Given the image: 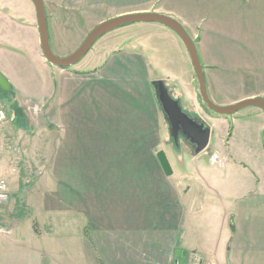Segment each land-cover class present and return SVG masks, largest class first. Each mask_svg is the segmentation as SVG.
I'll return each mask as SVG.
<instances>
[{
	"label": "crops",
	"instance_id": "0c3cea01",
	"mask_svg": "<svg viewBox=\"0 0 264 264\" xmlns=\"http://www.w3.org/2000/svg\"><path fill=\"white\" fill-rule=\"evenodd\" d=\"M42 1L55 48L77 24L68 7L100 4L60 0L67 6H55L64 13L55 19ZM155 12L195 44L215 105L264 100V0H160ZM150 24L142 23V50L118 48L122 31L110 33L90 57L61 69L42 55L33 3L0 0V180L9 195L0 207V264H188L193 255L202 264H264V151L233 152L238 120L231 128L203 112L186 62L177 76L171 59L151 58L155 33L163 46L180 43ZM156 65L163 76H152ZM244 78L258 88L238 93ZM159 80L211 130L207 149H181L187 160L176 157L181 169L169 163V176L157 153L177 149L152 86ZM39 105L43 123L33 120ZM250 116L264 140V115L241 118Z\"/></svg>",
	"mask_w": 264,
	"mask_h": 264
},
{
	"label": "rangeland",
	"instance_id": "374dc122",
	"mask_svg": "<svg viewBox=\"0 0 264 264\" xmlns=\"http://www.w3.org/2000/svg\"><path fill=\"white\" fill-rule=\"evenodd\" d=\"M91 2L93 0H88V2ZM159 2L160 0H99V6L94 7L91 6V4L81 3L76 4L71 9L68 7L64 12L71 10L72 13L69 14L71 16L70 21L72 23H77L75 25H67L65 27V30L62 33V37L59 38L58 48L54 47L53 44V38L50 33L49 29V42L52 49V52L55 56L59 58L67 57L71 55L73 52H75L79 46L82 44V42L85 40L87 35L90 33V31L95 28L100 22H103L104 20H108L114 17H117L121 12L123 11H129V10H142V8H148L149 11L147 13H156L155 10L159 9ZM48 6H50L49 11L54 16L55 19H58V16L64 15L63 12L58 11V9L55 7L56 5H61L63 7L67 6L64 4V2L60 0H49L46 2ZM64 4V5H63ZM158 14V13H157ZM57 21V20H56ZM59 23L51 22V25L53 27H58ZM150 25H159L160 24H150ZM164 27V26H163ZM59 28V27H58ZM121 29V30H120ZM167 30V29H166ZM119 31H122L120 34L121 37H118L119 39V47L118 48H129L131 52H138L139 49L142 50V23H136L132 25L123 26L121 28H118L111 33L118 34ZM169 31V30H167ZM170 32V31H169ZM172 32V31H171ZM170 32V33H171ZM173 33V32H172ZM171 33V34H172ZM110 34V33H108ZM107 35V34H106ZM105 35V36H106ZM172 35L175 36L173 33ZM103 36V37H105ZM118 36V35H117ZM101 37L98 39L94 45L91 47V49L88 51V53L76 64L78 65L81 63L84 59H87L86 57H90L92 55V51L97 46L100 40H102ZM177 37V36H175ZM155 41L158 43V46H156L157 51L154 57H151L152 59H155L159 63L158 60L167 58L171 59V66L173 67V70L177 76H181L183 71V66L185 62L188 65V69L190 72L194 73L193 66L191 64V60L189 58V55L183 45V43L180 41L179 38H176L177 41L180 43V48L176 47L175 45L171 44L170 42L167 43V41H164V45L162 44V37H160L157 33L154 35ZM159 45L163 46L164 48L160 47ZM134 49V50H133ZM142 54V53H141ZM75 66V65H74ZM73 67V66H72ZM160 66L156 65V69ZM163 69H165L164 66H162ZM163 73L162 68L160 67L157 72L155 71L152 73V76L154 77L156 74L158 76H161ZM195 75V74H194ZM163 76V75H162ZM154 82V81H153ZM258 88L257 82L253 81L252 78H244L243 83H241L240 87L237 90L238 93L246 94L250 93ZM209 96V94L207 93ZM210 99V97H209ZM211 100V99H210ZM212 101V100H211ZM200 103L202 105H205L201 99ZM187 102H180V106H186ZM218 106V105H217ZM184 112L188 113L185 108H182ZM203 109V108H202ZM36 113L34 117V121L43 123L46 122L45 116H44V108L42 105H39V107L35 108ZM260 111L261 114L264 115V113L255 107H249L245 108L241 111H238L234 113L233 115L223 116L225 119H227V122L231 124V128L233 125L236 124V138L234 145H233V152L238 155H246L248 154H258L262 153L264 151V140H261L258 138V134L263 139V135L258 132V120L254 118L253 116H250L248 119H242L241 116L249 114L251 111ZM203 112L207 113L208 115L217 116L214 113H212L207 107L203 109ZM192 117H195V115L188 113ZM200 115L203 116V113L200 112ZM218 117V116H217ZM236 118L238 120L235 124H233V119ZM242 125V126H241ZM242 138V139H240ZM245 139H248L247 141ZM169 143H173V140L171 136L168 139ZM179 147L177 149V152H172L171 148L169 146H164L163 150L166 152L165 156L168 160V163H172L174 168L181 169L180 166V158H176L177 156H185V153L183 152L184 148H188L187 144L184 143L182 140L179 142ZM222 144V143H221ZM223 145V144H222ZM190 148V147H189ZM190 152L192 153V150L190 149ZM208 156V154H207ZM184 158V157H183ZM187 158V157H186ZM185 159V158H184ZM187 160V159H185ZM26 179H23L25 181ZM16 198H19L16 196Z\"/></svg>",
	"mask_w": 264,
	"mask_h": 264
},
{
	"label": "water",
	"instance_id": "95a60500",
	"mask_svg": "<svg viewBox=\"0 0 264 264\" xmlns=\"http://www.w3.org/2000/svg\"><path fill=\"white\" fill-rule=\"evenodd\" d=\"M30 1L33 3L36 11L42 55L46 62L54 67L67 69L76 65L88 53L98 39L118 28L136 23L160 24L170 29L183 43L194 69L200 99L212 113L218 116H228L249 107L258 108L264 113V100L260 98L247 99L230 106H217L209 99L202 65L195 44L180 23L171 17L157 13H133L105 20L90 31L75 52L67 57L59 58L55 56L51 50L43 1ZM152 86L161 113L168 124L169 134L173 140V144L177 146L178 139L181 136L192 146V154L194 156L206 150L211 135L210 127L201 119L194 118L184 112L180 106V101L174 99L170 95L168 88L162 80L154 81ZM0 87L7 89V83L1 76ZM157 159L164 173L168 176L171 175V168L164 152H158Z\"/></svg>",
	"mask_w": 264,
	"mask_h": 264
},
{
	"label": "built area",
	"instance_id": "2783aa9c",
	"mask_svg": "<svg viewBox=\"0 0 264 264\" xmlns=\"http://www.w3.org/2000/svg\"><path fill=\"white\" fill-rule=\"evenodd\" d=\"M5 119H6V114L2 106H0V123L4 122ZM8 199H9V195H8L7 183L5 180H0V207H2V205L7 203ZM188 264H202V261L199 257L193 255L190 258Z\"/></svg>",
	"mask_w": 264,
	"mask_h": 264
},
{
	"label": "flooded vegetation",
	"instance_id": "af4514ba",
	"mask_svg": "<svg viewBox=\"0 0 264 264\" xmlns=\"http://www.w3.org/2000/svg\"><path fill=\"white\" fill-rule=\"evenodd\" d=\"M180 139L182 140V141H184L189 147H190V149L192 150V146L188 143V142H186L181 136L179 137V141H180ZM177 147H179V144L177 145Z\"/></svg>",
	"mask_w": 264,
	"mask_h": 264
},
{
	"label": "trees",
	"instance_id": "16d2710c",
	"mask_svg": "<svg viewBox=\"0 0 264 264\" xmlns=\"http://www.w3.org/2000/svg\"><path fill=\"white\" fill-rule=\"evenodd\" d=\"M177 148V147H176Z\"/></svg>",
	"mask_w": 264,
	"mask_h": 264
}]
</instances>
